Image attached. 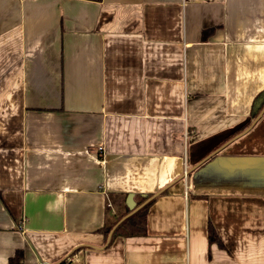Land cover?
Returning <instances> with one entry per match:
<instances>
[{
  "label": "crops",
  "instance_id": "obj_1",
  "mask_svg": "<svg viewBox=\"0 0 264 264\" xmlns=\"http://www.w3.org/2000/svg\"><path fill=\"white\" fill-rule=\"evenodd\" d=\"M128 194L146 232L113 236ZM16 251L264 264V0H0V264Z\"/></svg>",
  "mask_w": 264,
  "mask_h": 264
},
{
  "label": "trees",
  "instance_id": "obj_2",
  "mask_svg": "<svg viewBox=\"0 0 264 264\" xmlns=\"http://www.w3.org/2000/svg\"><path fill=\"white\" fill-rule=\"evenodd\" d=\"M146 196L143 197L145 199ZM148 203L144 204L142 207L122 219L118 222L112 232V235H121V236H131V235H142L146 232V215ZM125 213L119 215L122 216ZM116 221L107 220L100 231L106 236L110 229L113 227ZM215 239V233L212 227H209V240L212 241ZM21 259V253L16 251L14 256L9 258L7 264H18ZM63 260L61 263H63Z\"/></svg>",
  "mask_w": 264,
  "mask_h": 264
},
{
  "label": "water",
  "instance_id": "obj_3",
  "mask_svg": "<svg viewBox=\"0 0 264 264\" xmlns=\"http://www.w3.org/2000/svg\"><path fill=\"white\" fill-rule=\"evenodd\" d=\"M126 203H127V206H128L130 211L124 217H122L121 220L124 219L125 217H127L128 215H130L131 213H133L134 211H136L138 209V207L135 206V202L133 201V198H132L131 194H128V196L126 198Z\"/></svg>",
  "mask_w": 264,
  "mask_h": 264
}]
</instances>
